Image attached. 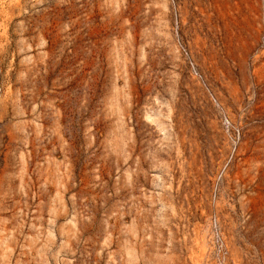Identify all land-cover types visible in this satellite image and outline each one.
<instances>
[{"label": "rangeland", "instance_id": "1", "mask_svg": "<svg viewBox=\"0 0 264 264\" xmlns=\"http://www.w3.org/2000/svg\"><path fill=\"white\" fill-rule=\"evenodd\" d=\"M0 264H264V0H0Z\"/></svg>", "mask_w": 264, "mask_h": 264}]
</instances>
